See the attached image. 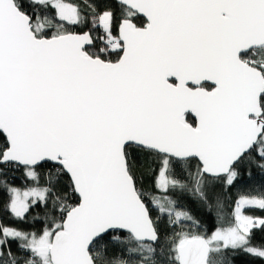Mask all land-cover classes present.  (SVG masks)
Returning <instances> with one entry per match:
<instances>
[{"label": "snow or ice", "instance_id": "1", "mask_svg": "<svg viewBox=\"0 0 264 264\" xmlns=\"http://www.w3.org/2000/svg\"><path fill=\"white\" fill-rule=\"evenodd\" d=\"M0 264H264V0H0Z\"/></svg>", "mask_w": 264, "mask_h": 264}]
</instances>
